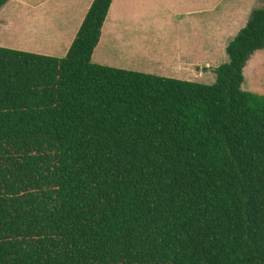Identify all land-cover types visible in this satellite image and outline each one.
Listing matches in <instances>:
<instances>
[{
  "label": "trees",
  "instance_id": "1",
  "mask_svg": "<svg viewBox=\"0 0 264 264\" xmlns=\"http://www.w3.org/2000/svg\"><path fill=\"white\" fill-rule=\"evenodd\" d=\"M0 47V264H264V8L213 85ZM10 0H0V10Z\"/></svg>",
  "mask_w": 264,
  "mask_h": 264
},
{
  "label": "crops",
  "instance_id": "2",
  "mask_svg": "<svg viewBox=\"0 0 264 264\" xmlns=\"http://www.w3.org/2000/svg\"><path fill=\"white\" fill-rule=\"evenodd\" d=\"M80 1L83 0H71L73 5ZM229 1L220 0L211 6V11L200 12L191 7L178 15L184 19H120L128 0H114L94 52L93 63H101L97 54L107 47L123 58L122 70L200 84L211 83V80L216 82L214 71L225 63L227 47L245 26L243 22L231 38L222 36L223 28L228 31V15L232 12L228 9ZM93 2L84 0L85 9L79 26H82ZM32 4L30 0L19 11L32 13L42 7L41 2ZM203 14L211 16L198 19ZM214 19L225 21L223 24L220 22V27H215ZM78 28L76 31L79 32ZM74 40L71 38L68 50Z\"/></svg>",
  "mask_w": 264,
  "mask_h": 264
},
{
  "label": "rangeland",
  "instance_id": "3",
  "mask_svg": "<svg viewBox=\"0 0 264 264\" xmlns=\"http://www.w3.org/2000/svg\"><path fill=\"white\" fill-rule=\"evenodd\" d=\"M29 1L10 0L8 5L0 10V47L56 58L66 57L71 38L72 40L76 38L78 32L76 30L78 27V30L81 28L79 22L85 9L84 0L77 5H73L71 0H31L32 5L41 2L42 7L34 12H32L33 9L30 10L32 13L20 12L21 6ZM219 1L128 0L120 19H184L178 15L186 13L191 7L200 12L211 11L213 10L211 6ZM249 3L250 0L229 1L228 9L232 12L228 15L230 19L228 31L223 28V37L231 38L243 22L246 26L254 10L264 8V0H252ZM209 16L211 14H203L198 19H206ZM224 21L225 19H220L222 24ZM212 22L215 27H220L219 20L214 19ZM225 55L227 58L224 64H227L229 58L227 54ZM97 56L101 61L98 65L117 69H121L123 65V58L107 47L106 50H100ZM244 74V90L264 95V51L255 54L250 59ZM202 84L213 85L215 81L211 80V83Z\"/></svg>",
  "mask_w": 264,
  "mask_h": 264
}]
</instances>
